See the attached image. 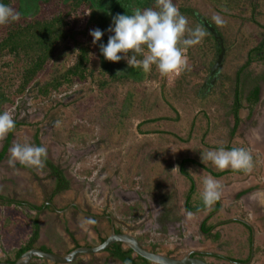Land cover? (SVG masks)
I'll list each match as a JSON object with an SVG mask.
<instances>
[{"label": "rangeland", "instance_id": "obj_1", "mask_svg": "<svg viewBox=\"0 0 264 264\" xmlns=\"http://www.w3.org/2000/svg\"><path fill=\"white\" fill-rule=\"evenodd\" d=\"M184 1L177 2L178 9L185 5ZM186 3L188 11L193 10L194 14L189 11L193 17L205 16L217 24L213 18L219 15L225 21L218 25L220 30L216 29L228 39L229 47H225L229 52L226 51L223 69L214 82L213 77L208 76L221 47L219 39L211 33L218 46L217 54H211L202 39L199 44L184 50L187 63L177 76H161L158 80L150 79L142 85L130 84L125 88L113 83L105 89L76 77L59 90L51 88L47 95H39L38 87L55 73L54 64L59 55H64L62 61L65 65H71L76 61L78 42L94 45L90 32L98 28L103 18L100 15L97 19L91 18L92 11L85 4L68 15L70 36L58 45L57 57L49 61L23 93L19 88L27 61L25 55L18 61L12 54L2 55L0 52V83L11 97L4 109L15 121V129L0 138V156L7 146L0 158L1 194L7 195L9 200L21 199V192L33 188L41 198L39 183L43 188L48 187L49 172L45 163L39 168H29L19 162L12 167L8 161L9 149L16 143L43 146L50 159L71 173L74 185L67 194L70 198L80 200L79 204L94 214L111 213L123 232L142 236L145 246L156 245L158 250L164 249L172 252L171 256L180 258L191 249H199L197 246H200L202 235L198 232V224L203 214L191 215L184 208L192 181L183 172L193 178L201 198L203 179L213 175L208 169L221 170L211 162L203 164L200 152L220 147L229 150L242 147L254 155L251 169H226L223 170L224 177L214 179L220 185L233 184L227 189L230 196L236 193L233 188L239 189L235 195L238 200L225 209L226 217L256 220L263 231L264 58L257 55L259 51L250 55V50L264 44V0H186ZM26 4L31 9L35 6L38 11L42 8L39 17H53L55 12L66 10L62 0H51L44 7L41 0H27ZM202 7L203 11L200 10ZM196 9L201 12L197 13ZM105 25L110 27L109 23ZM112 34L107 30L101 41L106 37L108 42ZM2 37L4 33L0 31V40ZM204 54L207 57H202ZM95 57H98L97 50ZM207 60L209 62L204 63ZM118 63L127 65L123 59ZM237 84L243 91L255 84L261 86V102L255 110L244 105L239 121H236L233 110ZM141 89L149 91L148 95L137 94ZM129 93L133 94V99L127 98ZM126 101L129 111L123 112ZM157 118L160 119L149 122ZM171 119H176L172 125ZM182 160L187 162L183 164ZM24 180L30 183L17 185ZM250 190L254 191L239 197ZM131 204L137 205V214L127 212V215L125 210ZM258 206L260 211L256 209ZM36 215L35 211L18 202H0V260L15 259L18 251L32 241L34 223L31 216ZM44 226L40 228L43 238L37 243L55 246L62 255L73 249L70 239L62 235L63 231L47 241L46 237L51 239L53 232ZM225 228L228 237L224 248L238 249L236 242L240 226ZM262 231H259L258 242H264ZM239 239L244 240V237ZM203 242L206 246L211 243L209 239ZM100 261L116 264L113 260ZM31 264L53 263L36 259Z\"/></svg>", "mask_w": 264, "mask_h": 264}, {"label": "trees", "instance_id": "obj_2", "mask_svg": "<svg viewBox=\"0 0 264 264\" xmlns=\"http://www.w3.org/2000/svg\"><path fill=\"white\" fill-rule=\"evenodd\" d=\"M42 6L45 4L51 3V0H41ZM65 4L64 12L58 11L55 12L53 17L41 16L39 17V13L35 6L33 8H29L26 4L27 0H2L3 3L8 6L14 8L19 13V19L15 22H11L6 25H0V31L4 33V37L0 40V52L2 55L12 54L18 61L22 55H25L27 61L25 62V67L23 70V79L22 85L19 88V92H24L28 86L33 82V80L37 77V75L45 69L46 65L49 61L54 60L57 57L58 53V45L64 42L68 36H70V31L67 29L68 22L67 17L72 12L78 11L84 4L88 6V8L92 11L91 18L97 19V15L103 18V22L109 23L112 25L113 18L118 14H134V3L133 0H62ZM139 9L143 10L149 7H154L156 0H136ZM212 2H216V0H211ZM175 5H177L179 0H173ZM237 3V2H236ZM240 3V2H238ZM234 4V3H233ZM43 6V7H44ZM103 7V8H101ZM178 7V6H177ZM179 11L188 19L187 27L189 29H195L197 27L201 28L205 32V36L203 38V43L206 44V48L208 47L211 54L214 56L217 54V43L213 39V35L202 22L196 17L190 15L188 9L186 7L180 6ZM105 17H104V15ZM210 22L217 27L210 18H208ZM100 21V18H98ZM103 22L98 23L97 27L103 32H107V25L104 26ZM223 39L225 41V45L229 47V41L224 34H222ZM187 38V37H186ZM105 39V40H104ZM103 41L100 43L107 44L106 37H104ZM94 44V43H93ZM188 47L187 49H189ZM264 44L257 47L256 49L250 50V55H252L255 51L263 50ZM98 51V57H95V52ZM204 50V49H203ZM77 57L76 61L71 65H65L64 61H62L64 55H59L58 60L54 64L55 73L46 79L44 83H42L38 87L39 95H47L51 88L55 90H59L64 84L72 83L73 78H80L81 81H90L92 84H96L100 89H105L107 87H111L113 83H118L119 85L129 86L130 84L134 85H142L150 79L158 80L161 75L153 66L151 71L144 72L141 67L131 68L128 64H120L117 62H111L103 57L100 52V44L88 45L83 42H78L77 47ZM229 51H227L228 53ZM206 54V53H205ZM201 55L202 57L207 55ZM94 55V56H93ZM251 57V56H250ZM137 59H141V57H137ZM209 61H205L204 63H208ZM127 69V70H126ZM126 70V71H125ZM153 71V72H152ZM148 92L145 90H140L137 94L148 95ZM260 87L255 86L251 91L249 96V101L256 103L259 100ZM243 89H239V84L236 85V90L233 94L235 98L234 102V113L237 121L239 120L238 110L241 106ZM133 94L129 93L127 98L133 99ZM11 102V97L6 94L3 85L0 83V112L5 111L4 106ZM131 102V101H130ZM126 103V108L123 109V112L129 111V103ZM160 119V118H159ZM157 119H150L149 121H155ZM11 135L8 138L7 143L10 142ZM7 146H5L4 152ZM4 156V153L1 154L0 158ZM251 156H254L251 154ZM254 159V157H253ZM47 161V159H46ZM48 165L55 167L50 161H47ZM209 171L215 172L213 170L208 169ZM224 171L216 172V176L223 175ZM62 175V173H60ZM194 191V184L191 186L190 190L187 193V208L190 209V194ZM202 199V198H201ZM205 206L203 201H199V205L195 207L196 209ZM219 205L214 206L212 211L218 210ZM213 228V224L208 225L207 228L202 227V230L205 232L206 230H210ZM37 234V233H35ZM36 236V235H35ZM35 236L33 239H35ZM32 248V241L27 245L22 247L18 253L17 257L21 256L25 251ZM114 254L121 258L126 264H133L134 260L131 258L132 250L123 251L120 245L115 247ZM148 262V261H145Z\"/></svg>", "mask_w": 264, "mask_h": 264}, {"label": "clouds", "instance_id": "obj_3", "mask_svg": "<svg viewBox=\"0 0 264 264\" xmlns=\"http://www.w3.org/2000/svg\"><path fill=\"white\" fill-rule=\"evenodd\" d=\"M19 19V13L0 0V25H6ZM217 25L225 21L215 16ZM188 19L179 11L173 0H156L154 7L136 9L134 14H118L113 18L108 32L107 44L100 43L104 32L95 29L90 32L94 44H100L103 57L111 62L126 60L131 68L141 67L144 72L153 66L161 76L179 74L187 61L184 50L197 45L206 35L197 27H187ZM187 33V38L185 34ZM123 54V55H121ZM141 57V59H137ZM15 129V121L8 111L0 112V138L6 137ZM9 165L17 162L25 167H42L47 158V149L31 143H16L10 149ZM203 164L211 162L218 170H250L252 156L245 148L225 149L223 147L200 152ZM175 170V169H174ZM221 185L211 176L203 179L201 198L206 207L221 199Z\"/></svg>", "mask_w": 264, "mask_h": 264}, {"label": "flooded vegetation", "instance_id": "obj_4", "mask_svg": "<svg viewBox=\"0 0 264 264\" xmlns=\"http://www.w3.org/2000/svg\"><path fill=\"white\" fill-rule=\"evenodd\" d=\"M257 55H261V57L264 58V48L263 50H260ZM208 82L209 80H206V83ZM255 86L260 87V93H259L258 102L253 103L249 101L248 98L251 94V91L254 89ZM239 89H243V88L239 86ZM260 102H261V86L260 85L255 84L254 86H251L248 89V91H246L245 89V91H243V94H242L241 102H239L241 103V106L239 107L238 115L240 114V110L244 105H249L250 108L255 110L256 106ZM236 125L238 127V122L236 123ZM46 159L47 161H50V163L53 164L55 167L48 165L46 160L44 161L45 163L44 165L47 167L48 172H49L48 177L46 179V182H48V185H47L48 187L43 188V184L39 183V185L42 187L41 198H39L40 195L33 188L30 191L28 189V191L25 193L21 192V195H22L21 199H14V200L10 199L9 200L8 197H6L7 195L0 193L1 203H8L9 201L12 203L18 202V204H20L21 206H24L25 208H28L31 211L36 212L37 214L36 217L31 216L32 221L34 223L33 224L34 236L36 235L35 239H32V248H40L46 251H52V252H56L62 255V253L59 252L55 246H51L48 243L46 244L37 243V241L43 238L40 236V233H41L40 228H43L44 225L45 226L47 225L46 227L44 226L46 230L51 229L50 233L53 232V234L51 235V239L50 237L47 236L46 240L51 241L53 236L57 237L58 233H61L63 231L64 233L62 235L70 239L69 242L73 247V249H71L70 251L76 248H79V247H94V246H97L103 243L111 235L112 229H114L117 233H123V231L119 229L117 225L116 218L111 213L94 214L92 213L90 209L84 206L82 207L79 204L80 200H77V199L75 200V199L70 198L69 195L67 194L69 193V191H71L74 185V179L71 173L68 170L62 169V167H60L57 162L50 159L48 154H47ZM60 173H62V175ZM28 182L30 183L29 180ZM28 182L24 180L23 183H20V184L17 183V185H20V186H23V184L27 185ZM40 182L42 181L40 180ZM252 191L254 190L247 191L241 194L239 197L242 198L243 196L248 195ZM10 197L13 198L12 196ZM236 200H238V198H236ZM225 209L226 208H224V210ZM256 209L257 211H260L261 207L258 206L256 207ZM195 210L199 211L198 213H203V214L207 212L206 214L202 216V218L205 219L204 222H207L208 220H211L212 218H214L216 215H218L220 211L219 208L216 211H211L212 210L211 206L210 207L201 206L197 209H189L190 212H193ZM216 212L217 214H215ZM42 220L46 224L45 223L42 224L41 222ZM230 220L233 221L231 222V224L236 223L240 226L241 229L238 230L239 233H237L236 245H237L238 250L243 249L245 250V253L247 254L246 255L247 259L245 262H239V261H232V262L237 263V264H243V263L259 264L262 261V257L264 256V242L257 243L258 241L257 239H259V231H262L261 226L260 224H258L256 220H252V222H250V221H247V219L242 218L240 216L238 217L236 216L235 218H228L226 220L219 219L213 223V228L205 231V233L208 234L207 238L210 239V241H212L213 244H217V248L191 249L187 251V253L192 252V251H199L197 253H194L193 256L203 258L213 263V261L210 259L219 256L220 251H223L222 249H225L224 246L226 244V242L221 240L223 236V232L222 230L218 231V228L228 225V223H230ZM247 223H249L251 227ZM205 227L206 225L204 224V228ZM54 232L56 235L54 234ZM263 232H264V229L262 233ZM242 233H243V236L241 235ZM244 236H246L245 238H247L246 241H245V238L244 240L239 239ZM80 237H82V239ZM137 238L141 241L143 246H145L144 239L142 238V236L137 237ZM188 244L189 243H187V245ZM117 245H120L123 251L131 250L127 247H124L122 243L117 242V243L112 244L105 251H102L96 254L94 253L93 254H86V253L82 254L81 257L78 258L72 264H104L102 261H100L101 259L113 260L116 264H126L121 258H119L117 255L114 254V251L116 249L115 247ZM252 247L254 250L251 251ZM145 248L155 251V252L163 253L165 255H170V256L173 255L172 252L166 251L164 249L158 250L156 245H154L153 247L145 246ZM220 255H223V254H220ZM19 257L16 256V258L12 260H0V261H11L12 262V261L17 260V258ZM131 258L132 260H134L133 264H156V263H152L149 260L135 254L133 250L131 252ZM36 259H39V258H35L34 260ZM83 260L84 262H82ZM145 261H148V262H145Z\"/></svg>", "mask_w": 264, "mask_h": 264}, {"label": "water", "instance_id": "obj_5", "mask_svg": "<svg viewBox=\"0 0 264 264\" xmlns=\"http://www.w3.org/2000/svg\"><path fill=\"white\" fill-rule=\"evenodd\" d=\"M198 18L200 22H202L206 27V29L209 30L214 35V37L219 39L221 52L218 54L216 63L212 67L210 75L208 76V78L213 77L212 82H214L217 80L223 69L227 48L225 47L222 35L219 33L216 27L205 16L200 15ZM185 209L188 210L187 201L185 203ZM204 221L205 219H203L199 226L201 232H204L202 230V224ZM247 224L251 227L249 223ZM117 242L122 243L124 247L133 250L135 254L156 264H212L203 258L193 256L194 253L199 251H192L187 253L185 256L178 258L149 250L143 246L141 241L136 236L127 232L117 233L114 229H112L111 235L103 243L94 247H79L65 255H61L52 251H46L40 248H31L25 251L19 258H17V260L12 262L0 261V264H31L35 258L43 259L53 264H72L78 258H80L82 254H96L105 251L112 244Z\"/></svg>", "mask_w": 264, "mask_h": 264}, {"label": "crops", "instance_id": "obj_6", "mask_svg": "<svg viewBox=\"0 0 264 264\" xmlns=\"http://www.w3.org/2000/svg\"><path fill=\"white\" fill-rule=\"evenodd\" d=\"M183 1V0H182ZM132 3H134V10H136V9H138L139 7H138V4H137V1L136 0H133L132 1ZM184 4L185 5H182L183 7H187L188 5H187V3H186V0L184 1ZM176 6H178V4L176 5ZM181 6V5H180ZM203 8L204 7H202L200 10L201 11H203ZM190 11V10H189ZM193 11V10H192ZM192 11H190L192 14H194V12H192ZM195 11V10H194ZM201 11H199V9H196V12L197 13H199V12H201ZM196 14V13H195ZM169 119V118H168ZM168 119H166V120H168ZM158 120H159V118H158ZM158 120H155L154 122H156V121H158ZM176 119H171V125H172V122H174ZM149 122H153V121H149ZM143 124V123H142ZM142 131V130H141ZM183 161V160H182ZM187 161L186 160H184L182 163L183 164H185ZM183 168L181 167V171H183L182 170ZM212 172V171H211ZM244 173V172H243ZM213 175H211L213 178H216V179H219L218 177H224L225 176V174L226 173H224L223 175H219V176H216V172L214 173H212ZM183 175H186L189 179H191V181H192V184H191V186H193V184H194V191L193 192H191V194H190V203H189V205H190V209H196L195 207H197L198 205H199V199H201L200 198V193L198 192V187H196V184L194 183L195 181H193V178L190 176V174L189 173H187L186 171H184L183 172ZM224 184V185H223ZM226 188V190H224L225 188L223 187V186ZM229 185H231V184H226V183H222L221 184V193H222V195H221V199L219 200V201H217L215 204H213V206H211V208H212V210H213V208H214V206H216V205H219V208L221 207V210L219 211V213H218V215H216L215 216V218H212L211 220H208L207 222H203V224H202V227H203V225L205 224L206 225V228H207V226L208 225H211V224H213L215 221H217V220H219L220 218H222V219H224V220H226V219H228V218H235L236 216H231V217H226V215L224 214V212H226L225 210H224V208H226L227 206H230V205H233V201H237L236 200V193L237 192H239V189L236 191L235 190V188H233L232 190L234 191V192H236L235 193V195L234 196H230V191H228L227 189H229L230 188V186ZM233 185V184H232ZM231 185V186H232ZM191 186H190V188H191ZM189 188V189H190ZM238 195V194H237ZM260 195V197L262 198V196H261V193L259 194ZM230 197H234V198H230ZM259 197V198H260ZM186 201H188V198H186V200H185V203H186ZM123 206V205H122ZM137 205H134V204H131V205H128V209L127 210H125V214H127L128 215V213L127 212H132V213H136L137 214V211H136V209H137V207H136ZM185 206V205H184ZM185 208V207H184ZM186 210V209H185ZM211 210V211H212ZM186 211H188L189 213H191V215L192 214H194V215H197V214H199L198 212L199 211H193V212H190L189 211V209L188 210H186ZM209 212V211H208ZM201 214V213H200ZM204 214H206V212L204 213ZM204 214H202V216L204 215ZM215 214H217V212L215 213ZM214 214V215H215ZM173 216V215H172ZM171 216V217H172ZM238 217V216H237ZM203 218H201L200 219V222H199V224H198V232H199V234L200 235H202V238H200L199 239V242H200V246H197V248H199V249H205V248H208V249H211V248H217L213 243H212V241H211V243H210V245L209 246H206V245H204L203 243V240L204 241H206L207 242V235L208 234H206L205 232H201V230H200V228H199V226H200V224H201V222L203 221L202 220ZM247 221H250V222H252V220H248L247 219ZM231 222H233L232 220H230V223H228V225H226V226H222V227H219L218 228V231H221L222 230V232H223V236H222V238H221V240L222 241H226L225 239L228 237V233H225V231L227 230L225 227H231V226H233V225H238V224H236V223H232L231 224ZM261 225V224H260ZM222 228V229H221ZM225 228V229H224ZM264 229V228H263ZM244 231H245V229H244ZM246 236H244V238H245ZM207 239V240H206ZM210 240V239H209ZM258 240V239H257ZM201 242H202V244H201ZM257 243H258V241H257ZM220 254H223V255H220ZM220 254H219V256H217V257H215V258H212L213 259V263L212 264H218L217 262H222V263H220V264H237V263H234V262H232V261H239V262H245L246 261V253H245V250H238V249H234L233 247H229V248H227L226 250H224V252L223 251H220ZM224 256H226V257H224ZM218 260H221V261H218ZM231 260V261H230ZM243 264H245V263H243ZM259 264H264V256L262 257V261L259 263Z\"/></svg>", "mask_w": 264, "mask_h": 264}, {"label": "built area", "instance_id": "obj_7", "mask_svg": "<svg viewBox=\"0 0 264 264\" xmlns=\"http://www.w3.org/2000/svg\"><path fill=\"white\" fill-rule=\"evenodd\" d=\"M180 73V72H179ZM178 74H172V76H177Z\"/></svg>", "mask_w": 264, "mask_h": 264}]
</instances>
